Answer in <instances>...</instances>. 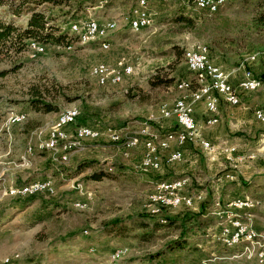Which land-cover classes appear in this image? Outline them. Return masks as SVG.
<instances>
[{
	"label": "rangeland",
	"instance_id": "rangeland-1",
	"mask_svg": "<svg viewBox=\"0 0 264 264\" xmlns=\"http://www.w3.org/2000/svg\"><path fill=\"white\" fill-rule=\"evenodd\" d=\"M0 1V22L25 29L29 18L25 7L20 16H14L10 7L18 2ZM74 1L69 0L71 8L60 6L64 14L50 0L35 8L45 14L49 25L58 27L53 35L68 33L69 43L67 39L62 44L31 39L24 42L19 52L8 46L0 50V264H254L252 258H257V251L251 256L243 252V246L228 248L216 240L217 229L225 227V219L227 224L235 221L250 228L256 226L264 233V155L261 144L252 148L247 143V125L235 120L228 124L223 140L213 145L216 157L205 155L212 149L191 147L201 163L191 160L193 182L186 191L204 192L213 184L222 185L228 197L231 193L238 196L233 202L252 201L255 209L258 199L261 203L255 217L249 218L252 209L234 210L224 217L213 214V209L198 213L199 228L193 225L185 235V249L153 262L146 259L179 237L185 214L194 213L191 208L165 211L161 216L147 212L149 197L163 178L159 172L168 166L189 164L185 156L180 163H163L159 172H150L138 168L141 146L124 157L115 145L102 140L80 142L69 151L65 164L50 149L38 148L56 129L58 116L70 109L79 112V125L125 129L126 136L137 142L138 135L131 134L144 124L149 125L150 133L158 140H166L174 133L177 136L172 120L157 124L152 119L160 117L161 107L174 102L178 91L191 98V91L178 89L180 83L187 80L196 88L194 77L185 66V53L176 71H171L176 59L174 51L184 52L194 44L206 45L205 36L196 38L186 20L200 22L211 12L196 10L194 0H176L168 5L149 0L147 9L136 7L137 0L85 1L78 9ZM259 1L263 0H225L220 8L222 17L229 20L225 37H233L237 26L249 21ZM142 11L151 15V25L133 33L125 27L124 16L132 20ZM91 19L114 26L105 39L80 43L70 34L69 25ZM238 44L230 48L233 52L210 57L213 63L225 70V66L258 55L257 61L264 66V33L252 34ZM31 45L43 46L44 53L32 57ZM217 58L222 62H216ZM101 64L111 69L130 66L132 71L119 85H101L91 75L92 69ZM156 76L176 80L152 88L149 81ZM35 100L51 104L56 110L37 111L30 107ZM11 112L23 114L24 121L8 122ZM164 127L170 130L164 131ZM66 143L67 138L58 148H66ZM82 163L92 165L76 174ZM93 174L103 177L94 180L90 178ZM40 181L54 186L53 197L38 196L35 201L20 203L9 193L15 187L23 189ZM78 202L85 206L76 208ZM163 217L175 223L163 224ZM111 222H118L116 228L105 229ZM263 236H257L262 243ZM116 252H122L119 258L113 257Z\"/></svg>",
	"mask_w": 264,
	"mask_h": 264
},
{
	"label": "built area",
	"instance_id": "built-area-1",
	"mask_svg": "<svg viewBox=\"0 0 264 264\" xmlns=\"http://www.w3.org/2000/svg\"><path fill=\"white\" fill-rule=\"evenodd\" d=\"M176 0H164V5L168 2H175ZM216 1V9L212 14L217 12L222 7L223 0H194L195 9L205 8V2ZM136 7H150L149 0H137ZM129 13H132L130 11ZM146 16L145 24H138L127 20V15L124 16L125 27H133L138 29V25H146L150 27V15ZM75 22H83V25L89 26L91 30H98L100 36V29H107V24H100L95 20L91 22H84L79 20ZM108 36V32H107ZM34 46V54L41 55L44 53L43 46ZM70 48V46L68 47ZM184 53H188L190 57V65H185L188 72L194 77L196 88H192V83L186 80L184 91H191L190 99L180 98L175 102V107L171 111H163L160 117H153V123L165 122L169 120L174 121L173 129L177 130L176 139L158 140V136L150 133V127L147 124L142 125L137 130H133L131 135H138V142H131V136H126L125 129H114L110 126H85L79 125L76 118H65V126L57 130L52 136L45 138V147L51 150V154L57 158L60 163L68 162L69 151L75 148L80 142H98L100 140L115 145L124 157L129 156V151L141 146L143 154L138 168L143 171L159 172L163 163L168 165L177 164L183 161L184 149L186 146L198 147L203 151H210L212 145L202 138L200 128L193 118V104L202 103L205 107L206 118L204 119L205 127H213L218 123L217 109L218 105L224 104L229 107H236L240 104L242 95L250 94L257 91L262 83L257 79L250 70H246L242 78L236 85H231L228 82V77L225 71L218 65L214 64L210 58L208 49L204 45L194 44L186 49ZM264 59V50L261 54ZM258 55H253L248 58L250 62H255ZM102 69H105L106 64H101ZM130 66H115V73L108 74L107 77L98 79L96 83H109L114 78H120L126 69ZM254 119L264 124V109H256L253 112ZM166 126V125H165ZM164 129H167L164 127ZM132 131V130H131ZM67 135L66 148H58V136ZM187 180L183 179V183L177 185H169L167 181H161L159 186L155 187L154 192L149 197V205L147 212L152 216H161L165 211H172L175 209H190L193 205V199L186 194L185 189ZM14 196H33L46 195L54 196V186L40 184L29 186V188L17 189L9 191ZM85 205L80 202L75 204L76 208H83ZM233 209L237 212L248 211L252 208V201L233 202ZM217 241L223 246L224 239H235V246H237V239L241 236H262L253 231L249 226H230L226 224L225 227L217 229ZM257 250L258 263H264V236L263 244H255ZM245 253V248H243ZM117 253V252H116ZM116 253L113 255L116 258Z\"/></svg>",
	"mask_w": 264,
	"mask_h": 264
},
{
	"label": "trees",
	"instance_id": "trees-1",
	"mask_svg": "<svg viewBox=\"0 0 264 264\" xmlns=\"http://www.w3.org/2000/svg\"><path fill=\"white\" fill-rule=\"evenodd\" d=\"M16 3L14 6L10 7L11 14L14 16H20L22 8L25 7V13L29 14V18L27 19V24L25 29H17L12 25H3L0 22V50L4 46H8V48L12 49L15 53L19 52V50L23 47L24 42L27 40H36L42 43H56L62 44L64 40L68 37V33L63 35L55 36L53 35V31L58 30L55 25H49V21L45 14L42 11H35L36 6L44 3L46 0H15ZM53 2V6L60 8V6L64 5V7L71 8V4L69 0H50ZM89 1L94 3L95 0H75L74 3L77 9L83 4V2ZM1 4V1H0ZM34 6V7H32ZM255 14L251 16L248 22H243L237 26L236 34L233 37H225V32L227 29L230 28L229 20L227 18H223L220 14V9L213 13L208 14L207 17L200 21H189L186 20L188 23V28H190V32L193 33L196 38L201 39L202 36L206 38V45L205 47L208 49L211 58L218 57L220 55H225L226 53L233 52L232 49L235 46H239L238 42L244 43L247 38H250L252 34H260L264 33V0L259 1L255 5ZM60 12L62 9L60 8ZM64 14V12H62ZM55 19V18H54ZM52 19V21H55ZM73 22V21H72ZM69 43L70 39L66 40ZM235 45V46H234ZM229 48V49H225ZM183 51H174V55L176 57L174 64L171 67V71L175 72L177 66L180 64V60L183 56ZM176 80V77H161L156 76L149 81V85L152 88H157L158 86L168 85ZM182 81V80H181ZM180 82V81H179ZM193 88V87H192ZM195 89V88H193ZM35 97L39 96L38 92H35ZM42 96V95H41ZM30 107L36 109L37 111L39 108H43L45 112L50 113L56 110L51 104L44 103L42 101H31ZM80 119V117H78ZM79 119H77L79 121ZM187 147V146H186ZM185 147V148H186ZM91 163H82L77 166L76 174L83 171L86 167L91 166ZM103 175L93 174L90 178L94 180H98ZM162 181V180H161ZM25 185V184H24ZM23 186V185H22ZM21 187V186H20ZM38 196H45V197H53V196H46V195H33V196H18L17 200L20 203H29L35 201ZM185 209V208H182ZM163 224L173 225L175 221L171 220L170 218L163 217L161 220ZM199 215L198 213H189L185 214V218L182 220L183 224V232L182 234L177 237L174 241H171L165 245V247L161 250L156 252L155 254L151 255L146 259V261L153 262L158 260L161 257H164L167 253H172L174 251H181L185 249L186 246V239L185 235L189 233L191 227L199 228ZM118 222H111L106 225L105 229L112 227L111 230L116 228Z\"/></svg>",
	"mask_w": 264,
	"mask_h": 264
},
{
	"label": "crops",
	"instance_id": "crops-1",
	"mask_svg": "<svg viewBox=\"0 0 264 264\" xmlns=\"http://www.w3.org/2000/svg\"><path fill=\"white\" fill-rule=\"evenodd\" d=\"M231 60H234L233 57H231ZM216 62H222V60L215 59ZM218 64V63H217ZM246 70H250L257 79H259L262 83V86L252 94L243 95L240 99V104L236 107H229L224 104H219L217 109V116L219 118L218 124L214 127H205L204 125V119L206 118L205 113V107L202 103H194L193 104V118L198 124L200 128V132L202 135V138L205 141H208L212 145V150L210 152H204L206 156L210 157H216L214 153L213 145L216 142L222 141L225 136V129L228 127V124L235 120L236 122L245 124L248 127V133H250V136L248 137L247 143L252 144V148L256 144L260 146L262 145V152L264 155V124H260L257 121H255L253 117V112L256 108H263L264 109V66L260 65L258 61L250 62L248 60V57L244 59L242 62H238L237 65H228L225 66V73L228 77V82L231 85H236L239 80L242 78L243 74ZM179 96L175 99H179L186 96L185 92H179ZM174 100V101H175ZM54 122V121H53ZM52 122V123H53ZM48 125L49 127L52 125ZM174 126V121L170 122ZM170 129H164V131H169ZM175 134V133H174ZM170 134L168 136V139H175V135ZM192 146H187L184 149V156L188 160L189 164H183L181 167H166L164 168L163 172H159L162 174V181H174L178 179H186L187 180V189H189L190 183H192V174L194 173L193 164H191V160L197 159V155H195L192 152L191 149ZM195 148V147H194ZM220 155V154H219ZM264 158V157H263ZM199 163V159H197ZM187 163V162H186ZM172 167H175L173 169ZM173 170V171H172ZM176 170V172L174 171ZM191 176V177H190ZM189 178V179H188ZM187 195L192 197L193 199V205L190 209V211L194 213H210L211 209H213V214H220L227 215L228 213H231L234 211L232 203L233 201L239 199L238 196H233V193L230 194L228 197L226 189L222 185H215L209 186V190L205 189V191L201 190H194V191H186ZM261 190V189H259ZM264 190V188H262ZM254 191V190H253ZM229 194V193H228ZM236 198V199H235ZM257 203L259 204L255 209H252L250 211L251 214L249 215V218L253 216L255 217L257 209L260 207V201L258 199ZM221 209V210H220ZM250 224L252 225V219L248 220ZM252 230L255 231L259 235H264L263 232H260L259 229H256V226H251ZM254 264H260L255 258H252ZM264 264V263H263Z\"/></svg>",
	"mask_w": 264,
	"mask_h": 264
},
{
	"label": "bare ground",
	"instance_id": "bare-ground-1",
	"mask_svg": "<svg viewBox=\"0 0 264 264\" xmlns=\"http://www.w3.org/2000/svg\"><path fill=\"white\" fill-rule=\"evenodd\" d=\"M161 2L164 3V0H161ZM224 2H225V0L222 1V5L224 4ZM169 3H173V2H168V4ZM141 8L147 9V7H145V8L141 7ZM215 9H216V1L205 2V8H198V10L208 11L211 13H212V11H215ZM144 13L145 12L142 11L137 16H135L131 21L136 22L138 24H145L146 23V16H144V15H150V14L149 13L144 14ZM91 20H94V19H91ZM91 20L85 21V22H91ZM96 22H98V21H96ZM151 22H152V18L150 15V25H151ZM113 26L114 25L112 23H109V24H107V29H100V36H98V30H91V32H90L89 26L83 25V22L70 24L68 30H69L70 34H72L74 37H76L79 40L80 43H88V42H94L97 40L105 39L107 37V32H109L113 28ZM145 28H147L146 25H138V29L130 27V31L133 33H139L141 30H143ZM185 62H186V65H190V57H189L188 53H185ZM131 71H132V69H131V67H129V69H126L125 73H123L120 78H114L113 80L109 81V83H99V84H101V85H112V86L113 85H119L123 82L125 77L130 76ZM113 73H115V69H111L108 67H105V69H102V66L94 67L91 71V75L95 78V80L97 82H98V79L105 78L108 76V74H113ZM184 86H186V83L182 82L178 86V89H180L181 91H184ZM182 99H187V97H182ZM177 100H179V99H177ZM177 100H175L169 107H167V106L161 107V109L159 110L160 115H158V116L162 115V110L163 111L173 110V108L175 107V102ZM76 117H77V119L79 117V112L77 110L70 109V110H66L63 113H61L58 116L56 129L53 130L49 136H52L54 133H57L58 129H61L65 126V118H76ZM24 119H25V116L23 114H17V113L11 112L8 116V122H12V123H20V122L24 121ZM174 137H177V136H174ZM66 138H67V135H59L58 136V144L66 141ZM131 142H137V139L131 138ZM38 148L41 150L49 149V148L45 147V142L40 143L38 145ZM47 181H45V182L40 181V182L32 184V186L40 185V184H46V183H47V185L52 186ZM181 183H183V180L169 181V185H177V184H181ZM160 184H161V182L157 186H159ZM17 188H19V187H17ZM24 188H29V187L24 186ZM10 191H15V189L14 190L11 189ZM225 220H227V219H225ZM228 220L230 221V219H228ZM228 225H230V226H242L241 224H239L238 222H235V221L234 222L230 221L228 223ZM261 241L258 240L257 236H254V238H252V236H241V238L237 239V246H243V248H245V252H247L248 255H251V254L253 255L257 251V250H255V244H263ZM244 243H246L249 246L245 247L243 245ZM223 246L228 247V248L235 246V239H224L223 240ZM120 254H122V252H117L116 258H119Z\"/></svg>",
	"mask_w": 264,
	"mask_h": 264
}]
</instances>
